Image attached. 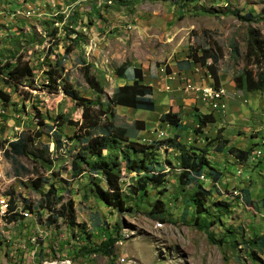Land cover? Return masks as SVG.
<instances>
[{
	"label": "rangeland",
	"instance_id": "obj_1",
	"mask_svg": "<svg viewBox=\"0 0 264 264\" xmlns=\"http://www.w3.org/2000/svg\"><path fill=\"white\" fill-rule=\"evenodd\" d=\"M91 4L99 8L100 16L90 21L86 14ZM249 10L256 16L252 23L238 18ZM73 13L82 15L81 25L75 28L81 42L73 43L63 67L64 76L79 95L95 98L83 78L86 69L101 83L106 100L115 87L130 83L115 75L118 67L127 64L128 75L131 67L140 68L153 89L155 110L116 107L117 124L131 126L142 121L144 130L136 137L142 144L177 134L181 143L208 146L207 159L222 176L216 183L207 176L206 181L199 180L212 194L197 201L204 211L195 214L188 199L195 197L196 187L179 183L177 153L160 148L156 161L162 165L164 184L149 187L143 194L136 192L138 176L123 170L124 207L118 210L90 192L86 176L71 180L70 158L56 159L54 153L56 160L50 167L24 156L15 157L14 163L0 148V199L16 202L29 213L28 217L15 215L10 226L0 221V264H260L256 258L264 262V251L245 245L254 233L264 234L259 204L264 195V93L236 90L234 83L244 67L248 28L258 29L264 38V0H0V48L13 49L19 38L16 55L37 68L50 48L52 29H59L57 36L63 39L62 27L69 24ZM62 39L60 47L67 46L68 41ZM232 41L238 46V57H232ZM210 46L222 50L217 70L219 87L227 98L224 110L219 111L210 109L197 93L205 85L214 86L210 73L189 58L192 52L200 55L199 47ZM182 60H188L189 68L178 71L176 64ZM42 70L44 67L35 69L34 79L17 87L3 83L0 74V87L10 98L7 107L0 102V127L4 129L0 140L26 133L33 148L40 150L50 142L47 126L55 127L50 120L58 114L82 120L84 104L67 98L60 87L49 92ZM168 111L177 112L188 129L180 132L162 123L160 116ZM196 114L214 118L200 134L194 132ZM72 132V127L62 129L68 136ZM218 136L228 141L227 146L252 150L249 158L240 161L214 152ZM257 151L261 152L259 158L253 155ZM49 152H53V144ZM50 184L63 188L58 193L63 196L60 203L73 201V229L61 218L45 225L48 211L40 208L44 206L41 198ZM243 190H248L250 203ZM156 201L163 202V213L151 212ZM218 202L226 208L217 206ZM37 230L50 234L32 257L29 237ZM103 231L121 238L112 256L91 252L103 240ZM81 242H87L88 251L80 249L85 244Z\"/></svg>",
	"mask_w": 264,
	"mask_h": 264
},
{
	"label": "trees",
	"instance_id": "obj_2",
	"mask_svg": "<svg viewBox=\"0 0 264 264\" xmlns=\"http://www.w3.org/2000/svg\"><path fill=\"white\" fill-rule=\"evenodd\" d=\"M90 18L100 16L99 8L95 4L90 5V12L86 14ZM237 15V14H235ZM253 11L249 10L245 15L240 16L243 22L252 23L255 19ZM63 16L60 17L62 22ZM69 24L62 27L64 38L68 41L67 46L60 47L61 36L58 35L59 29L53 28L50 37L49 49L42 57V61L37 63V68L30 66L28 62H23L21 57L17 56L14 50L20 48L14 40L13 49L5 47L0 48V74L4 76V82L13 87H17L23 82H28L35 77V69L42 70L43 78L46 81V89L56 91L62 90L67 98L84 104L85 111L82 120H72L66 114H58L54 122L55 127L47 126L50 135V142L42 145L40 150L33 148V141L30 135L21 133L12 140H0V148L3 153L15 163V157L24 156L32 158L42 166H52L58 158H70V178L71 180L82 177L88 178L90 192L105 205L123 209L124 200L120 188L122 171H132L138 176L134 191L145 193L149 187L158 188L165 182V174L162 173V165L156 161L157 152L160 148L165 150H174L177 154L174 156L176 162L175 168L180 169L178 174L179 183L182 186L192 185L196 187L192 199H188L190 206L196 209L195 214L203 215L201 204L197 201L201 197L205 198L212 194V190H204L202 182L197 178L205 175L216 183L221 178L218 172L208 161V146L195 148L193 146L181 143L177 134L164 140H155L149 144H142L136 140L137 133L144 130L142 121H135L131 126H122L117 124L116 107H124L131 110H142L153 112L156 104L153 98V89L150 85L144 83L143 71L137 67H131V74H126L127 64H123L115 70L118 78L128 80L126 83L114 88L112 95L106 100L102 98L103 87L101 83L87 72L83 78L87 87L95 94L94 99L84 98L79 95L64 76V61L66 56L72 51L73 43L81 42L79 32L76 27L82 23V15L73 13L68 17ZM91 21V19H90ZM45 24V22L43 23ZM47 29V27H45ZM63 38V39H64ZM62 39V40H63ZM63 52H61V50ZM232 57H238L239 49L237 44L232 41L230 44ZM200 55L195 52L189 56L194 63L204 67L210 73L215 87H219V76L217 64L222 58V50L219 46L199 47ZM188 58V60H189ZM4 59V61H2ZM188 60L179 61L176 65L178 71L189 68ZM210 60V64L207 61ZM244 67L240 73L234 77L236 90H245L246 92L264 93V38L258 29L249 27L245 39V53L243 55ZM1 61L3 63H1ZM50 92V91H49ZM0 102L3 107L10 104L9 95L0 87ZM23 107V106H22ZM24 110V108H23ZM195 134H200L203 129L214 122L212 114L195 116ZM160 121L176 131H186L188 128L182 123L181 116L175 112H166L160 116ZM72 127L73 132L70 136L63 134L64 127ZM0 131L4 129L0 127ZM41 133V132H40ZM37 136L40 137L41 134ZM216 139L214 152L219 154H228L235 159L245 161L249 158L252 150H240L233 146H227L228 141L222 140L220 136ZM211 145L215 140H208ZM53 144V152H49V145ZM75 151V152H74ZM57 157L53 159L52 156ZM170 164V163H169ZM20 169L24 170L22 167ZM66 183V182H65ZM213 187V186H212ZM63 188H56L50 184L47 192L42 196L44 206L42 210L48 211L45 225L50 226L58 218L67 222V227L73 229L75 224L74 204L72 200L60 203L63 196L58 194ZM245 201L250 203L248 190H243ZM264 213V195L259 202ZM58 208H56V206ZM217 206L226 208L222 202ZM27 206L26 209H29ZM152 213H163V202L156 201L151 206ZM41 216V214H39ZM15 220V215L9 217ZM197 218V217H196ZM195 218V219H196ZM195 221V220H194ZM83 229V227H82ZM104 238L95 250L91 252L100 253L104 256H112L115 243L121 239L103 231ZM81 246V250L88 251L87 242ZM246 246H255L264 251V234H255ZM255 255V254H253ZM260 264H264L259 258H256Z\"/></svg>",
	"mask_w": 264,
	"mask_h": 264
},
{
	"label": "built area",
	"instance_id": "obj_3",
	"mask_svg": "<svg viewBox=\"0 0 264 264\" xmlns=\"http://www.w3.org/2000/svg\"><path fill=\"white\" fill-rule=\"evenodd\" d=\"M29 14V13H28ZM197 93L200 94L201 99L204 103H207L210 109L212 110H224L225 108V99L226 92L224 89L220 87H215L211 85H205L197 90ZM163 134L160 133V136ZM260 151L254 152L253 155L256 158L260 157ZM200 181H206L205 175H200L198 178ZM18 204L14 202L11 204L8 200L0 199V221H2V225H12L14 224V220H10L9 217L13 215H19L23 217H28L29 213L27 210H23L21 206H17ZM9 221V222H8ZM50 234V231H40L37 230L29 237V243L33 248L32 257H34L37 249L43 243L44 239Z\"/></svg>",
	"mask_w": 264,
	"mask_h": 264
},
{
	"label": "crops",
	"instance_id": "obj_4",
	"mask_svg": "<svg viewBox=\"0 0 264 264\" xmlns=\"http://www.w3.org/2000/svg\"><path fill=\"white\" fill-rule=\"evenodd\" d=\"M144 82H146V81H144ZM147 83V82H146ZM148 85H150L151 86V84L150 83H147ZM230 104H231V102H229Z\"/></svg>",
	"mask_w": 264,
	"mask_h": 264
}]
</instances>
